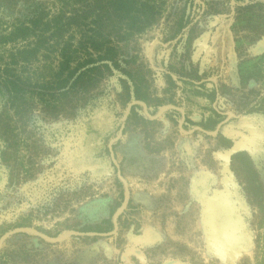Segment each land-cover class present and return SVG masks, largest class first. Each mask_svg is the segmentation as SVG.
Segmentation results:
<instances>
[{
    "label": "rangeland",
    "instance_id": "rangeland-1",
    "mask_svg": "<svg viewBox=\"0 0 264 264\" xmlns=\"http://www.w3.org/2000/svg\"><path fill=\"white\" fill-rule=\"evenodd\" d=\"M139 1L0 0V264H264V0Z\"/></svg>",
    "mask_w": 264,
    "mask_h": 264
},
{
    "label": "trees",
    "instance_id": "trees-1",
    "mask_svg": "<svg viewBox=\"0 0 264 264\" xmlns=\"http://www.w3.org/2000/svg\"><path fill=\"white\" fill-rule=\"evenodd\" d=\"M107 7H110L112 10H115V12L118 13V16L120 19H122L123 16H130L132 11H142L141 13L144 15L143 19L140 17H131V23L129 26V29L132 31H135L136 29L141 30L145 28L146 26L150 25L154 18L156 17V10L155 7L152 5H149L147 3H143L139 0H106ZM140 5V7H138ZM103 7V5H99ZM102 16V13H100ZM92 44L95 45L96 39L93 37H89ZM264 98V93L260 94V99Z\"/></svg>",
    "mask_w": 264,
    "mask_h": 264
},
{
    "label": "water",
    "instance_id": "water-1",
    "mask_svg": "<svg viewBox=\"0 0 264 264\" xmlns=\"http://www.w3.org/2000/svg\"><path fill=\"white\" fill-rule=\"evenodd\" d=\"M245 148V142L244 141H238L236 142L230 149L229 151L227 152L226 154V159L227 161L230 160L231 156L233 154H236L240 151H242L243 149ZM182 264V263H181Z\"/></svg>",
    "mask_w": 264,
    "mask_h": 264
},
{
    "label": "bare ground",
    "instance_id": "bare-ground-1",
    "mask_svg": "<svg viewBox=\"0 0 264 264\" xmlns=\"http://www.w3.org/2000/svg\"><path fill=\"white\" fill-rule=\"evenodd\" d=\"M176 264H181V263H176ZM183 264V263H182Z\"/></svg>",
    "mask_w": 264,
    "mask_h": 264
}]
</instances>
